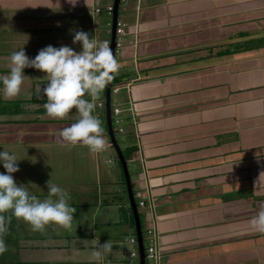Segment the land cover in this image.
<instances>
[{"label": "crops", "instance_id": "1", "mask_svg": "<svg viewBox=\"0 0 264 264\" xmlns=\"http://www.w3.org/2000/svg\"><path fill=\"white\" fill-rule=\"evenodd\" d=\"M113 2L0 0V44L8 46L3 38L9 31L34 32L38 46L47 35L53 46L79 50V42L66 41L69 29L77 28L109 43L112 16L95 10ZM122 4L125 63L118 66L116 83L124 86L125 98L124 109L114 108L125 114L126 142L133 148L132 193L144 202L137 209L142 232L154 231L156 264H264V233L248 223L264 203V155L256 156L264 154V0ZM21 10H45L44 16L61 24L57 34L45 26L41 35L43 27L26 20L19 25L15 15L3 14ZM9 53L0 49V73L8 70ZM25 54L31 58L36 51ZM22 71L17 95H0V110L13 104L21 110L0 111V147L21 158L11 173L14 181L33 182L30 190L43 197L49 178L68 192L76 211L69 228L49 223L42 231L11 217L13 231L4 240L8 259L0 264H139L129 256L136 229L127 192L108 168L114 161L104 163L101 151L79 143H58L55 133L77 114L72 109L64 119H48L40 107L43 98L34 95L45 75L31 67ZM94 115L100 120V113ZM95 238L98 244L114 242L99 260L91 257Z\"/></svg>", "mask_w": 264, "mask_h": 264}, {"label": "clouds", "instance_id": "2", "mask_svg": "<svg viewBox=\"0 0 264 264\" xmlns=\"http://www.w3.org/2000/svg\"><path fill=\"white\" fill-rule=\"evenodd\" d=\"M122 1L119 0V4ZM67 3L75 5L76 0H67ZM111 6L113 7V5ZM100 10L105 12V7ZM117 21L118 19H116ZM107 25L111 27V22ZM69 31L72 33V43L79 42V50H74L63 44L59 46L48 44L38 49L31 58L25 54L22 46L11 51L7 58L8 70L5 73H0V95L3 98H12L17 95L25 75L22 69L25 67L39 70L45 75L46 80L42 85H36L34 95L37 99L43 98L44 114L55 119L65 117L70 109H74L77 114L70 124L55 133L57 142L68 145L79 143L86 146L88 151L95 153L104 148L106 140L101 122L98 116L93 114L95 107L93 102L117 71L116 34L113 56L110 42L108 43L107 40H97L87 31L78 28L69 29ZM85 94H87V98ZM111 95L110 93V98ZM99 104L98 107L104 109V104ZM261 155L264 154L256 156ZM19 159L21 158H17L15 153L0 147V166L4 169L3 172H0V253H3L7 247L3 236L8 231L11 217L23 220L33 231H42L44 226L49 223L69 228L74 219L72 213L76 211L69 202L68 192L49 178L45 181L46 194L43 197L30 190L31 186L35 185L33 182L18 183L14 181L11 173L17 171L16 161ZM30 162H34V160H30ZM134 202L136 205L135 199ZM136 208L138 209L137 206ZM92 219L94 223L95 213H93ZM248 223L254 231L264 233V203L250 217ZM144 232L141 230L143 253L147 247L144 246ZM113 243L112 240L106 239L103 243L98 244L95 238L91 257L97 260L102 259V253L108 252ZM135 248L138 250V258L134 259L139 261L138 242L137 247L134 246V250Z\"/></svg>", "mask_w": 264, "mask_h": 264}, {"label": "rangeland", "instance_id": "3", "mask_svg": "<svg viewBox=\"0 0 264 264\" xmlns=\"http://www.w3.org/2000/svg\"><path fill=\"white\" fill-rule=\"evenodd\" d=\"M112 2H113V0H112ZM122 10H123V4L121 2L119 4V7H118V13H119V17H120V18H118V21H120L121 23H123L122 22L123 21L122 20V15H121ZM45 12H46L45 10H21L19 12H15V11L9 12V13H7V12L5 13L4 12L3 14H6V16H11L12 15L11 16L12 19H13L14 15H15V18H16L15 20H17L16 22L19 25L22 24L23 20H26V21H24V23H27V25L29 24L31 27L32 26H34V27L35 26H38V28L39 27H43L39 31V32H41L40 33L41 35L45 34V32H46V31H43L45 26H46V28H49L50 27V28L53 29L51 31L52 34H57L58 30L55 29V28H59L61 24L59 23V21H55L56 23H52L51 22V18H48V17L44 16ZM58 13H59V11H58ZM46 15H49V14L47 13ZM96 17H98V16H96ZM24 18H28V19H24ZM101 18H104V17H101ZM101 18H100V23L98 24V27L102 31L105 28V24L102 23ZM123 24H125V23H123ZM12 25H13V23H11V24L7 23V28L12 27ZM106 27H107V25H106ZM91 29H93V26H91ZM108 29H109V32H110L111 27H109ZM13 30H15L14 27H13ZM68 32H69V34L66 35V41L68 39L71 40L72 33L70 31H68ZM38 34L39 33L32 32V33H21V34L17 35L16 33H13V32L10 33V31H9V34H6L5 35L6 37L3 38L4 41H8L7 42L8 43V46L6 44V46L3 47V44L1 43L2 45L0 44V49L1 48H4L5 50L11 52L13 50L18 49L20 46H22L23 49H24V52H31V51H36L37 52L38 49H40L41 47L49 44L48 43V36L47 35H43L42 36L43 42H41V44H43V43L44 44L42 46H38L35 43V41L33 40V37L35 35H38ZM98 36H99V38L97 40H104L102 38L103 36H100V35H98ZM56 37H57L58 40L62 39L61 36L56 35ZM106 38H108V37H106ZM122 38L123 37L120 36L121 43H122V41H124V39H122ZM45 41H46V43H45ZM123 44H124V42H123ZM63 45H66V43H63ZM69 46H72L73 47V45H69ZM122 50L119 49L118 52H117V54L115 55V59L117 60L119 67H120V64L121 63H125L124 61L121 62V60H123V56H122L123 52H122ZM119 67L117 68L116 73L113 74V77H112V83L114 84L113 87L116 88L117 93L111 95V98H110V106H111V109H113L114 106L118 107L119 109H124V106H123L124 103L122 101V99L125 98L124 97V94L122 93L124 86L123 85H119V84L116 83L117 81L120 80V75H118ZM122 67H123L124 71H127V70L129 71V69L125 70L126 69L125 66H122ZM128 78L129 77H127L126 79H128ZM104 92H105V87L101 91V93L99 94L98 98L93 102L94 105H95V107L93 109V114L100 113V116H101L100 122H101V126L103 128V135L105 136V140H106L105 145H106V148L107 149L100 150L101 151L100 152V157H101V159H103V162L104 163H106L108 160H113L114 161L113 165H109L108 168H110L112 172L114 170H115V172H117L116 173L117 174L116 178H117L118 186L121 187V189H123L124 193H126L125 177H124V174H123V172L121 170L120 164H119V162L117 160L116 152H115V150L112 147H110L109 145H107V144H109V138H108V135H107V127H106V120H105V112H104V109L102 107L97 108V106H96L97 100L100 101L99 103L105 104ZM41 101H43V100H41ZM40 107H42V103H41V106ZM69 111L71 112L72 109H70ZM39 113H41V112H39ZM64 118L65 117L60 118V119H64ZM48 119H50V120L51 119L52 120H59V119L50 118V117ZM125 120H126L125 119V114L118 115V123L116 125H112V129L114 131L115 140L117 141L118 146H119L122 154L128 160V162H127V168H128L129 178H131V181H130L131 184H134L133 178H132L133 177V167H134V165H133V161H130V158H132V156H133L132 155L133 148H131V147L128 148V142H126L127 137L125 135H127L128 132H127V127H126L127 123H125ZM118 128L124 129L125 130V133L124 134H117V133H115ZM70 167H71V165H70ZM70 167H69V172L71 170ZM76 168L77 167H75L73 170H75ZM58 174L62 175L64 173L58 172ZM133 187H134V185H133ZM123 196H126V194H123ZM137 213H138V216L140 218V225H141V228H142L144 226V223H143V220H142V215H141L142 212L139 213V211H137ZM9 231L12 232L13 230L12 229H9ZM9 231H7V233L4 234V236H3V239L4 240L7 239L8 237H11V234H10ZM17 231H20V228H17ZM18 235H19V237L17 236V238H19V240L23 238L20 235V233ZM19 240H15V241L18 242ZM143 240H144V246H147V241H145V236H143ZM7 256H8V252L7 251L6 252L4 251L3 253H1L0 254V261L3 258L4 259H8Z\"/></svg>", "mask_w": 264, "mask_h": 264}, {"label": "water", "instance_id": "4", "mask_svg": "<svg viewBox=\"0 0 264 264\" xmlns=\"http://www.w3.org/2000/svg\"><path fill=\"white\" fill-rule=\"evenodd\" d=\"M119 0H114L113 2V15H112V23H111V29H110V50L114 56V39H115V25H116V19H117V8H118ZM112 79L105 85V120H106V127H107V135L109 138V145L112 147L117 156V160L120 164L121 170L125 177V185H126V192L128 195V199L130 202V209L133 214L134 223H135V229H136V238L138 242V249H139V264H144V253H143V246H142V237H141V229H140V222L139 217L137 214V208L134 202L133 193H132V187L130 183L128 168L126 160L118 146L117 141L114 137V131L112 129L111 125V106H110V93L112 89Z\"/></svg>", "mask_w": 264, "mask_h": 264}, {"label": "built area", "instance_id": "5", "mask_svg": "<svg viewBox=\"0 0 264 264\" xmlns=\"http://www.w3.org/2000/svg\"><path fill=\"white\" fill-rule=\"evenodd\" d=\"M100 9H96L95 12H99ZM105 12L107 15L111 16L113 12V7L106 6L105 7ZM125 24L121 23L120 21L116 22V27H115V34H116V41H115V52L119 50L122 47V43L120 41V36L123 34ZM117 90L116 88L111 89V94H116ZM100 106V104H98ZM118 115H120V110L118 108H113L111 110V124L116 125L118 123ZM117 134L122 133V129L118 128L117 131L115 132ZM108 145V144H107ZM135 200L136 206L138 208H143L144 207V202L141 200V195L139 193L135 194ZM145 236V241H147V247L144 249V259H145V264H156V237L154 234V231L152 229H146L144 232ZM129 243L137 247V239L136 237H133L129 240ZM130 257L133 258H138V250L135 248L134 251L130 253Z\"/></svg>", "mask_w": 264, "mask_h": 264}, {"label": "trees", "instance_id": "6", "mask_svg": "<svg viewBox=\"0 0 264 264\" xmlns=\"http://www.w3.org/2000/svg\"><path fill=\"white\" fill-rule=\"evenodd\" d=\"M112 85L114 86V84L112 83ZM10 108L11 109H7V108H4V110H0V111H5V112H14V110L16 111V112H21V110L19 109L20 108V106L18 105V104H13L12 106H10ZM14 108V109H13ZM124 156V155H123ZM124 158H125V160H126V157L124 156Z\"/></svg>", "mask_w": 264, "mask_h": 264}]
</instances>
